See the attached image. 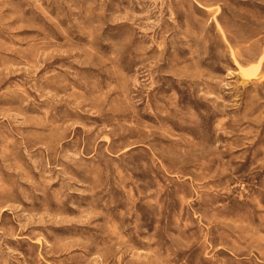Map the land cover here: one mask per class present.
Here are the masks:
<instances>
[{
	"label": "rangeland",
	"instance_id": "rangeland-1",
	"mask_svg": "<svg viewBox=\"0 0 264 264\" xmlns=\"http://www.w3.org/2000/svg\"><path fill=\"white\" fill-rule=\"evenodd\" d=\"M0 264H264V0H0Z\"/></svg>",
	"mask_w": 264,
	"mask_h": 264
},
{
	"label": "bare ground",
	"instance_id": "bare-ground-1",
	"mask_svg": "<svg viewBox=\"0 0 264 264\" xmlns=\"http://www.w3.org/2000/svg\"><path fill=\"white\" fill-rule=\"evenodd\" d=\"M260 64V63H259ZM257 71V70H256ZM245 73V72H244Z\"/></svg>",
	"mask_w": 264,
	"mask_h": 264
}]
</instances>
